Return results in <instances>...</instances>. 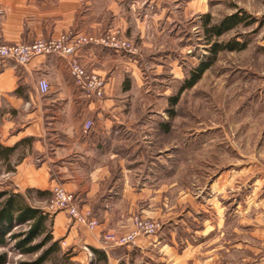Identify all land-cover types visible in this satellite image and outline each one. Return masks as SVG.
<instances>
[{
  "label": "crops",
  "instance_id": "0c3cea01",
  "mask_svg": "<svg viewBox=\"0 0 264 264\" xmlns=\"http://www.w3.org/2000/svg\"><path fill=\"white\" fill-rule=\"evenodd\" d=\"M192 4L185 14L197 11ZM170 7L163 0H0L1 43L62 33L99 38L116 30L138 47L129 53L94 42L76 46L73 57L104 78L102 98H89L76 87L62 55H37L23 65L0 60V108L8 115L0 124V142L23 150L11 161L13 191L49 192L58 183L75 195L79 208L91 209L98 222L94 229L73 222L65 211L51 216L53 238L62 239L76 259L87 258L86 264H215L208 240L225 226V199L232 194L241 216L243 201L256 200L257 188L250 196L242 188L252 179L242 178L237 149L231 152V175L218 172L195 194L179 188L177 165L193 162L201 141L165 109L161 115L142 113L134 99L135 90L150 92L149 70L180 71L182 43H168L177 19ZM40 77L49 81L46 94L37 90ZM86 120L92 121L87 131ZM139 214L162 220L163 227L134 244L103 242L101 232L124 233ZM260 255L263 260L264 252Z\"/></svg>",
  "mask_w": 264,
  "mask_h": 264
},
{
  "label": "rangeland",
  "instance_id": "374dc122",
  "mask_svg": "<svg viewBox=\"0 0 264 264\" xmlns=\"http://www.w3.org/2000/svg\"><path fill=\"white\" fill-rule=\"evenodd\" d=\"M163 1L170 3V8L177 16L176 23L170 25V32L176 38L173 36L174 39L167 41L171 46L182 43L183 48L178 58L180 71L177 68L173 71L166 67L162 72L149 70V73L146 72L148 76L146 87L150 92L145 93L143 89L135 90L134 99L137 98L142 103L140 107L142 113L155 111L161 115L165 109L168 115L177 120L176 124L180 126L183 123L188 124L189 131L186 132L190 134L188 136L192 139L196 137L201 141L200 150L192 157L193 162L177 165L179 188L187 187L192 194H195L201 187H206L218 172L225 170L230 174L232 170L229 167H232L233 161L231 152L237 149V154H240L238 168L241 169L242 178L252 179V182L245 183L242 188L249 196L254 188H257L254 190L256 200L252 204L250 200L253 196H250L243 201L241 216L235 211L236 205L231 202L233 197L230 194V198L227 197L225 202L223 201L226 203L223 216L225 226L220 230L214 229L213 236L208 240V246L213 248L211 252L214 253L215 264H264V259H258L261 251L264 252V0ZM190 2L196 5L197 11L185 14ZM237 10H242L255 20L247 26L239 24L234 30L218 39L212 36L208 40L203 30L205 14L209 15V23L215 24ZM104 35H113L116 39L126 40L137 47L131 40L120 36L116 30L105 32ZM234 38L246 40L247 47L235 51L220 50L215 61L206 69L202 77L191 88L179 93L176 104L170 105L169 98L178 94L179 86L189 77V71L200 62L209 59L210 43L225 42ZM207 41L210 43L208 44ZM170 108L171 112L168 111ZM7 119L6 109L0 108V124ZM22 151V148H19L10 152L7 157H0V191H13L12 169L14 168L11 166V161L21 156ZM229 188L231 190H228V193H233L234 185ZM20 194L26 195L29 204L46 212L54 197L52 188L44 196L33 189H26ZM40 198L42 201H38ZM82 210L90 211V216L97 222L91 209L82 208ZM57 211L51 215L47 213L52 216ZM135 216L141 215L131 217V227L125 232L133 227L132 218ZM149 220L157 223L156 231L163 227L162 220ZM255 227H261L263 234H259L258 230L253 232L252 229ZM27 229L28 224L14 225L6 234V244L0 245V255L4 256L0 264L88 263L87 258L76 259L74 252L66 248L62 239H56L58 240L56 250L48 256L45 255V251L51 242L45 243L34 252L22 253L17 247V239H13L12 236L21 234L20 238H23ZM105 232L125 234L115 230L103 231L100 234L101 238ZM42 242L43 236H38L31 243L33 245ZM261 245L263 250H258Z\"/></svg>",
  "mask_w": 264,
  "mask_h": 264
},
{
  "label": "built area",
  "instance_id": "2783aa9c",
  "mask_svg": "<svg viewBox=\"0 0 264 264\" xmlns=\"http://www.w3.org/2000/svg\"><path fill=\"white\" fill-rule=\"evenodd\" d=\"M98 43L106 45L112 49L119 51L124 50L129 53L136 51V47L132 46L128 41L116 39L113 35H104V37H94L92 35H80L69 38L67 34H60L57 38H38L31 43H14L7 44L0 42V60L10 59L16 64H26L34 56L42 54L56 53L66 58L68 70L71 78H73L76 87L80 88L87 97L102 98L104 95L105 80L94 72H89L85 67L79 63L75 57V48L77 45L83 43ZM49 89V81L42 77L38 78L37 90L40 94H46ZM92 126L91 120H86L84 123L85 131L89 130ZM54 197L50 205L46 208L47 212L51 215L54 211L60 210L68 213L69 218L78 224H85L89 229L96 227L97 222L90 216L91 212L82 210L76 203V197L71 192L65 190L60 184H55L52 187ZM133 227L125 232L123 235H117L113 232H105L102 235L103 242L108 245L126 246L134 244L140 236L153 235L158 229L155 221H151L141 216L132 218ZM64 244V241H62Z\"/></svg>",
  "mask_w": 264,
  "mask_h": 264
},
{
  "label": "trees",
  "instance_id": "16d2710c",
  "mask_svg": "<svg viewBox=\"0 0 264 264\" xmlns=\"http://www.w3.org/2000/svg\"><path fill=\"white\" fill-rule=\"evenodd\" d=\"M249 18V19H248ZM255 19L250 17L242 10H237L232 14L224 16L219 20L218 23L210 24L209 15L205 14L203 30L206 37L211 39L214 36L216 39L220 36L234 30L239 24L248 25ZM209 44L210 42L207 41ZM248 43L246 40H237L236 38L230 39L225 42L214 41L210 43L209 48V59L200 62L196 67L189 71V77H187L182 84L179 86L178 94L174 97L169 98L170 105L176 104L179 93L185 89L191 88L204 74L206 69L215 61V57L220 50H242L247 47ZM169 112H171L168 109ZM12 147H3L0 145V157H7L9 153L13 151ZM37 193L41 196L46 195V191L37 190ZM28 224V229L24 232L23 238H20L21 234H13V239H17V247L19 250L24 252H34L39 247L47 242H51L50 246L46 249L45 255H50L56 250L58 240L54 239L51 233V216L39 208L29 204L26 195L20 194L12 190H1L0 191V245L6 244L5 236L8 234L14 225ZM38 236H43V242L39 244H33ZM4 256L0 255V263L3 262ZM68 264H71L68 262Z\"/></svg>",
  "mask_w": 264,
  "mask_h": 264
}]
</instances>
